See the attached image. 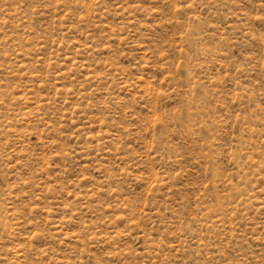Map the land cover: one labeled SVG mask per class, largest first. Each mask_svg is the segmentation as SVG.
Returning <instances> with one entry per match:
<instances>
[{"label": "rangeland", "instance_id": "1", "mask_svg": "<svg viewBox=\"0 0 264 264\" xmlns=\"http://www.w3.org/2000/svg\"><path fill=\"white\" fill-rule=\"evenodd\" d=\"M0 264H264V0H0Z\"/></svg>", "mask_w": 264, "mask_h": 264}]
</instances>
